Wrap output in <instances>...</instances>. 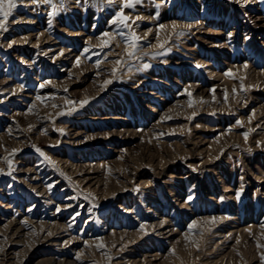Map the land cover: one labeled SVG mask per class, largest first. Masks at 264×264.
<instances>
[{
  "label": "rangeland",
  "instance_id": "1",
  "mask_svg": "<svg viewBox=\"0 0 264 264\" xmlns=\"http://www.w3.org/2000/svg\"><path fill=\"white\" fill-rule=\"evenodd\" d=\"M123 3L0 30V264H262L264 0Z\"/></svg>",
  "mask_w": 264,
  "mask_h": 264
},
{
  "label": "snow or ice",
  "instance_id": "2",
  "mask_svg": "<svg viewBox=\"0 0 264 264\" xmlns=\"http://www.w3.org/2000/svg\"><path fill=\"white\" fill-rule=\"evenodd\" d=\"M24 2H25V0H0V17H2V19H0V30L5 31V32L8 31L6 22L9 20V17H11L13 15V11L15 9H17L18 3L20 5H23ZM38 2H40V0H31L32 4H37ZM42 2L45 4L51 5L53 3V0H42ZM76 2H77V4H79L81 2V0H76ZM102 2H103V0H102ZM139 2H141V0H124V3L120 6V10L115 13V17L111 21V23L114 25H121L123 28L129 29L127 35L122 31L116 33V35L125 37V43L127 45L125 51H126L127 56L129 58H131L135 55L136 49L139 46L138 41H140L143 38L136 35L135 32L131 31V26L128 23V21L130 20V17L124 14L123 9L134 8L135 5ZM106 3H107V5L110 6V5L115 4L116 0H106ZM60 7H63V0H61ZM53 9H54L53 12L49 13L50 16L56 15V6L55 5H53ZM141 19H143V17H140V16L136 17V20H141ZM49 23H51V20L49 21ZM133 23H134V21H133ZM160 27L163 28L164 25H160ZM172 27H173V29H175L177 27V25L173 24ZM186 27L191 28L192 25L189 24ZM183 34L184 33H182V32L177 33V35H183ZM100 39H101L100 47H101V49H103V48L109 47L111 45V41L114 39V36L110 32H104ZM9 46H11V45H9ZM163 46H164L163 44L159 45V47H161V48H163ZM88 50L89 49H85V51H88ZM76 63H77V66H79V63H80L79 57H77ZM116 63L119 64V63H121V61L117 60ZM98 65H99V61L97 62V66ZM148 67H150V65H148V64L143 65L144 69H146ZM245 67H247V65H245ZM114 72H115V70H114ZM226 75L231 76L232 73L228 72V73H226ZM111 83H112V80H105L104 86H107L108 84H111ZM41 87H43V85H41ZM241 87L243 88V85H241ZM65 91H67V89H65ZM188 94L191 95V93H188ZM38 99H39V97H38ZM67 103L72 104L74 102L73 101H67ZM80 103H81V106H83L84 104L88 103V101L84 100V101H81ZM61 114H63V113H61ZM250 119H251V117H250ZM236 123L238 125L242 126L241 121L238 120ZM244 137H245V140H247L248 133H244ZM36 151L41 152V150L39 148H37ZM41 155H43L42 152H41ZM7 163L9 165V167H11L12 161L8 160ZM192 199H193L192 196L187 197L188 201H191ZM237 199H239V193L237 194ZM57 210L59 211V209H57ZM216 221H217L216 217H211L210 221H206V222L215 223ZM141 227H143V226H141ZM196 227H197V225L195 222L192 224H189V226H188L189 231H192ZM99 247H103V245L101 244V245H99ZM261 259H262V264H264V256H262Z\"/></svg>",
  "mask_w": 264,
  "mask_h": 264
},
{
  "label": "bare ground",
  "instance_id": "3",
  "mask_svg": "<svg viewBox=\"0 0 264 264\" xmlns=\"http://www.w3.org/2000/svg\"><path fill=\"white\" fill-rule=\"evenodd\" d=\"M20 87H21V86H20ZM21 88H22V87H21ZM17 89H19V88H17ZM17 89H16V90H17ZM13 90H15V89H13ZM13 90L11 91L12 93H13V92H16V90H15V91H13ZM19 92H20V91H19ZM16 99H17V98H16ZM16 99H15V100H16ZM41 169H42V168H41ZM34 188H35V187H34ZM8 223L11 224V222H8ZM160 223H161V222H160ZM160 223H159L158 225H160ZM154 225H156V223H155ZM158 225H156V226H158ZM41 227H42V226H41ZM152 228H153V227H152ZM40 229H41V228H40ZM51 229H52V228H51ZM48 230H49V229H48ZM55 231H56V229H55ZM50 232H52V230H50ZM50 232H48V233H50ZM153 232H154V231H153ZM50 234H51V233H50ZM53 235H54V234H53ZM46 236H48V235H46ZM49 236H50V235H49ZM46 238H47V237H46ZM55 241H57V240H55ZM56 243H57V242H53L52 245L54 246ZM127 244H128V242H124V243H123V245H127Z\"/></svg>",
  "mask_w": 264,
  "mask_h": 264
}]
</instances>
